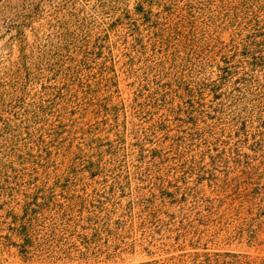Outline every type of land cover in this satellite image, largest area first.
I'll list each match as a JSON object with an SVG mask.
<instances>
[{
	"label": "rangeland",
	"instance_id": "1",
	"mask_svg": "<svg viewBox=\"0 0 264 264\" xmlns=\"http://www.w3.org/2000/svg\"><path fill=\"white\" fill-rule=\"evenodd\" d=\"M0 264H264V0H0Z\"/></svg>",
	"mask_w": 264,
	"mask_h": 264
}]
</instances>
